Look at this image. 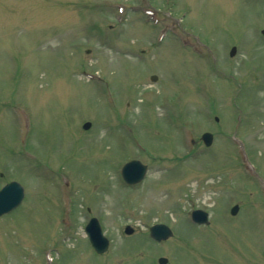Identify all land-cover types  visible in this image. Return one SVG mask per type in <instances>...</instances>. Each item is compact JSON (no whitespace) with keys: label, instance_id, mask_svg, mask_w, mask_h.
<instances>
[{"label":"rangeland","instance_id":"rangeland-1","mask_svg":"<svg viewBox=\"0 0 264 264\" xmlns=\"http://www.w3.org/2000/svg\"><path fill=\"white\" fill-rule=\"evenodd\" d=\"M262 28L264 0H0V186L25 189L0 264H264Z\"/></svg>","mask_w":264,"mask_h":264},{"label":"water","instance_id":"water-1","mask_svg":"<svg viewBox=\"0 0 264 264\" xmlns=\"http://www.w3.org/2000/svg\"><path fill=\"white\" fill-rule=\"evenodd\" d=\"M262 33L264 34V28L262 29ZM236 53V47L234 46L231 50V55ZM157 77L154 76L153 80H156ZM218 119V118H217ZM90 123H87L85 127H89ZM202 139L205 141L206 145H211L214 139V135L211 132H205L202 135ZM147 172V165L142 163L138 159H134L126 163L122 169V173L124 179L130 183L135 184L142 181ZM24 198V187L17 181H12L6 184L0 190V215L7 213L17 207ZM239 210V205H235L231 212L232 214H236ZM209 214L208 212L197 209L192 212V218L194 221L199 223H209ZM86 231L91 239V242L97 252L104 253L110 244L109 239L104 235L102 230V226L100 221L96 217H92L87 226ZM126 233H133V228L131 226H127L125 229ZM150 235L157 241H163L168 239L173 235V230L164 223L154 224L150 228ZM160 264H167L168 258L161 256L159 258Z\"/></svg>","mask_w":264,"mask_h":264},{"label":"flooded vegetation","instance_id":"flooded-vegetation-1","mask_svg":"<svg viewBox=\"0 0 264 264\" xmlns=\"http://www.w3.org/2000/svg\"><path fill=\"white\" fill-rule=\"evenodd\" d=\"M0 176H3V173H2V172H1ZM1 187H2V186H1ZM1 187H0V188H1Z\"/></svg>","mask_w":264,"mask_h":264}]
</instances>
